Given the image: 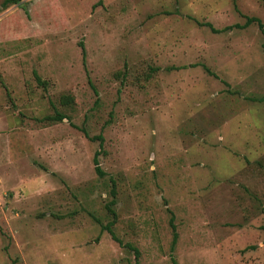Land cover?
Returning a JSON list of instances; mask_svg holds the SVG:
<instances>
[{
	"label": "rangeland",
	"instance_id": "374dc122",
	"mask_svg": "<svg viewBox=\"0 0 264 264\" xmlns=\"http://www.w3.org/2000/svg\"><path fill=\"white\" fill-rule=\"evenodd\" d=\"M1 1L0 264H264V0Z\"/></svg>",
	"mask_w": 264,
	"mask_h": 264
},
{
	"label": "trees",
	"instance_id": "16d2710c",
	"mask_svg": "<svg viewBox=\"0 0 264 264\" xmlns=\"http://www.w3.org/2000/svg\"><path fill=\"white\" fill-rule=\"evenodd\" d=\"M99 1V0H98ZM19 2V0H2L1 1V6L4 8L8 5H11V4H17ZM244 22L240 25V24H235L236 27H244L245 25H248L249 23H252L254 22L257 26V28L259 29L260 33L264 36V29H263V25L262 23L260 22V20L256 17H252V16H244ZM202 25H205V26H208L210 30L212 31H218L214 28L211 27V25L207 22H204L202 23ZM79 46H80V52H81V57L83 58L84 56V51H83V46L81 45V43L79 42ZM205 70L211 74V72H209V70L207 68H205ZM38 82H39V79L38 78H35ZM262 100V99H261ZM62 118H64V116L60 113H56L55 115H45L42 117V120H50V119H54V120H61ZM83 134L91 141H97V149L94 150L93 152V155H92V158H91V162H92V165H93V170L95 172V174L99 177H101L103 175V171L101 170V168L99 167V164H98V159H97V155L99 154V152L101 151V143H102V137L100 134H95V135H87V133L82 130ZM110 195L112 196L113 198V189H112V185H111V189H110ZM109 203H113V199H111L109 201ZM108 211L110 212V214L112 215V220L108 221L106 224L104 225H100L101 229H104L106 230L110 236L114 239H116V237L114 236L112 230H111V225L113 223V219H114V213L113 211H111L108 207H107ZM261 213L263 215V220H264V207L262 208L261 210ZM169 223H170V226L172 227V243L173 241L175 240V232L173 230V225L171 224V218L169 219ZM262 227L264 228V224L262 225ZM117 240V239H116ZM130 247V246H128ZM130 249H133V251L136 253V250L134 248H130ZM172 264H175V262L173 261L172 259Z\"/></svg>",
	"mask_w": 264,
	"mask_h": 264
}]
</instances>
